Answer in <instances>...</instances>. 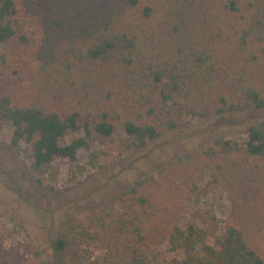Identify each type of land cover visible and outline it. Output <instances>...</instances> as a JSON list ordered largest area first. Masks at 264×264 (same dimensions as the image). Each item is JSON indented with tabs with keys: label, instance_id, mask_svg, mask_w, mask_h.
Returning <instances> with one entry per match:
<instances>
[{
	"label": "trees",
	"instance_id": "16d2710c",
	"mask_svg": "<svg viewBox=\"0 0 264 264\" xmlns=\"http://www.w3.org/2000/svg\"><path fill=\"white\" fill-rule=\"evenodd\" d=\"M251 108L264 110V0H0V125L35 165L73 161L118 128L136 150L192 119ZM216 188L222 224L186 211ZM119 202L69 220L53 250L90 264H264V120L240 142L198 144ZM172 206L175 221L163 217ZM21 261L0 248V264Z\"/></svg>",
	"mask_w": 264,
	"mask_h": 264
},
{
	"label": "rangeland",
	"instance_id": "374dc122",
	"mask_svg": "<svg viewBox=\"0 0 264 264\" xmlns=\"http://www.w3.org/2000/svg\"><path fill=\"white\" fill-rule=\"evenodd\" d=\"M263 120L264 110L254 108L192 119L136 150L126 146L118 128L106 140L81 147L75 160L57 158L47 165H35L31 147L12 145L11 126L0 125V248L15 247L21 264H90L70 248L53 250L52 241L63 237L69 220L84 221L93 209L119 207L121 192L139 179L219 136L240 142L250 125ZM82 134L80 129L65 135L60 144ZM227 206L217 188L185 203L189 212L213 211L221 224ZM178 210L172 206L163 217L175 221L182 214Z\"/></svg>",
	"mask_w": 264,
	"mask_h": 264
}]
</instances>
